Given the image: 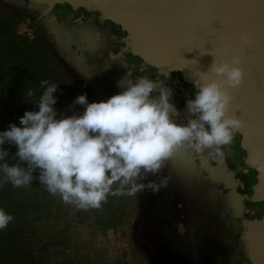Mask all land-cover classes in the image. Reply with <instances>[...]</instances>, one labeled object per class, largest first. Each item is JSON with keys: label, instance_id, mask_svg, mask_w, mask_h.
<instances>
[{"label": "clouds", "instance_id": "1", "mask_svg": "<svg viewBox=\"0 0 264 264\" xmlns=\"http://www.w3.org/2000/svg\"><path fill=\"white\" fill-rule=\"evenodd\" d=\"M239 64L238 55L231 61L213 60L210 70L219 79L197 83L194 98L186 102L191 114L187 124L173 119L171 90L161 87L157 97L156 82L146 76L135 83L122 79L123 90L106 101L89 102L86 94L78 95L73 104L84 110L70 116L54 107L58 84L41 81L43 92L37 100L30 99L33 90L24 92L25 102H35L38 110L25 111L19 126L11 123L0 131V183L31 185L38 170L40 185L49 194L78 209H99L109 196L156 191L166 184V179L160 184L144 181L149 174L158 175L180 148L222 162L223 147L243 127L236 115L228 114L232 98L227 89L238 87L243 77ZM5 143L16 146L14 156ZM13 219L0 208V230Z\"/></svg>", "mask_w": 264, "mask_h": 264}, {"label": "flooded vegetation", "instance_id": "2", "mask_svg": "<svg viewBox=\"0 0 264 264\" xmlns=\"http://www.w3.org/2000/svg\"><path fill=\"white\" fill-rule=\"evenodd\" d=\"M113 20L103 3L86 0L79 18L69 16L61 23L65 27L62 42L69 46L70 56L83 54L70 47L68 37H87L99 46L77 61L75 72L93 101H106L121 92L122 79L135 83L146 76L156 82L157 97L161 87L171 90L169 103L176 109L173 119L187 124L191 114L186 102L194 98L196 89L176 62L149 56L146 32L129 35ZM111 65L117 82L114 93L108 92L106 83ZM228 114L240 119L231 101ZM257 149L242 128L223 147L222 162L207 153L180 148L175 160L167 161L158 175L149 174L144 181L160 184L166 179V184L156 191L145 188L135 195L126 194L136 207L128 243L141 255V263L255 264L262 255L258 240L264 234V163Z\"/></svg>", "mask_w": 264, "mask_h": 264}, {"label": "rangeland", "instance_id": "3", "mask_svg": "<svg viewBox=\"0 0 264 264\" xmlns=\"http://www.w3.org/2000/svg\"><path fill=\"white\" fill-rule=\"evenodd\" d=\"M10 2L0 0V56L12 49L3 64L0 58V131L11 123L19 126V117L25 111L38 110L35 102L26 103L24 92L31 89L37 100L43 92L40 82L47 80L58 84L55 109L58 113L73 115L83 112V106L74 105V99L86 94L93 102L77 72V61H83L99 46L93 39L69 38L70 47L82 52L70 56L63 44L64 28L56 22L57 30L43 23L41 14L24 8H10ZM69 17V16H68ZM47 26V27H46ZM79 32V31H77ZM59 35V36H58ZM28 46L35 52L33 62L24 58ZM73 51V50H72ZM78 51V52H79ZM79 54V53H78ZM69 55V56H68ZM6 65V66H5ZM106 77L108 92L117 86L112 77L115 68ZM112 74V75H111ZM118 88V87H117ZM95 100V99H94ZM10 157L15 145L5 143ZM9 163H16L9 159ZM26 166V165H22ZM38 170L33 173L31 185L13 187L0 183V208L14 219L6 229L0 230V264H142L141 255L128 243L136 207L127 195L109 196L99 209H78L62 201L59 195L49 194L38 180ZM2 178V174H0ZM113 185V189L117 188Z\"/></svg>", "mask_w": 264, "mask_h": 264}, {"label": "water", "instance_id": "4", "mask_svg": "<svg viewBox=\"0 0 264 264\" xmlns=\"http://www.w3.org/2000/svg\"><path fill=\"white\" fill-rule=\"evenodd\" d=\"M10 8L37 12L51 25L79 18L86 0H3ZM109 10L113 21L132 35L146 32L150 57L176 62L188 84L217 80L216 63L240 57L241 84L228 88L242 131L251 136L264 163V0H93ZM97 15L92 19L96 21ZM51 21V22H50ZM52 27V26H51ZM252 126V127H251ZM264 230V226H263ZM264 264V234L258 240Z\"/></svg>", "mask_w": 264, "mask_h": 264}, {"label": "trees", "instance_id": "5", "mask_svg": "<svg viewBox=\"0 0 264 264\" xmlns=\"http://www.w3.org/2000/svg\"><path fill=\"white\" fill-rule=\"evenodd\" d=\"M28 48H29V51L30 52H28V51H26V52H24L25 53V56H24V58L22 57V58H20V59H24V60H26V61H29L30 63L31 62H33L34 60H35V57H36V54H35V52H34V50L32 51L30 48V46H28ZM8 50L9 51H7V52H5L4 54H3V56H2V58H1V56H0V58L2 59L1 60V62H3V64H5L6 63V60H8L7 58H8V56L11 54V52H12V49L10 48H8ZM1 54V53H0ZM5 62V63H4ZM6 66V65H5Z\"/></svg>", "mask_w": 264, "mask_h": 264}, {"label": "snow or ice", "instance_id": "6", "mask_svg": "<svg viewBox=\"0 0 264 264\" xmlns=\"http://www.w3.org/2000/svg\"><path fill=\"white\" fill-rule=\"evenodd\" d=\"M177 155H179V150H177L175 153H174V155L172 156V158H171V160H175V156H177Z\"/></svg>", "mask_w": 264, "mask_h": 264}]
</instances>
